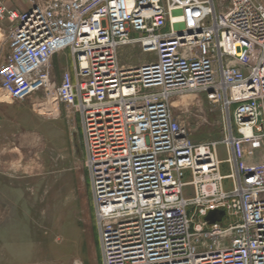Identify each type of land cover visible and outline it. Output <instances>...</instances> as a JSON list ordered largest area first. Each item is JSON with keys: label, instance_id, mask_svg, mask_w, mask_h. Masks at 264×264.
Listing matches in <instances>:
<instances>
[{"label": "built area", "instance_id": "obj_1", "mask_svg": "<svg viewBox=\"0 0 264 264\" xmlns=\"http://www.w3.org/2000/svg\"><path fill=\"white\" fill-rule=\"evenodd\" d=\"M26 5L0 0V90L18 101L44 90L78 113L101 264H264V165L237 152L264 138V0ZM130 45L156 60L122 65ZM188 93L221 103L222 140L192 141L172 109Z\"/></svg>", "mask_w": 264, "mask_h": 264}, {"label": "rangeland", "instance_id": "obj_2", "mask_svg": "<svg viewBox=\"0 0 264 264\" xmlns=\"http://www.w3.org/2000/svg\"><path fill=\"white\" fill-rule=\"evenodd\" d=\"M4 2L27 6L26 0ZM9 27L0 20V63L9 52ZM156 58L137 45L123 47L120 54L122 65ZM67 64L64 55L54 58L58 78ZM172 109L192 141L224 138L223 107L205 94L175 97ZM237 152L243 165L263 166L264 138L241 141ZM218 156L228 157L224 144H219ZM222 172H229L228 164ZM0 180L9 202L0 201V264H101L82 129L73 108L53 95L46 97L44 90L22 101L0 90ZM225 187L231 188L230 180Z\"/></svg>", "mask_w": 264, "mask_h": 264}, {"label": "water", "instance_id": "obj_3", "mask_svg": "<svg viewBox=\"0 0 264 264\" xmlns=\"http://www.w3.org/2000/svg\"><path fill=\"white\" fill-rule=\"evenodd\" d=\"M216 214H219L218 217H215ZM223 215V211H211L209 215L207 216V219L210 220V222H215L216 220H220L221 216Z\"/></svg>", "mask_w": 264, "mask_h": 264}, {"label": "crops", "instance_id": "obj_4", "mask_svg": "<svg viewBox=\"0 0 264 264\" xmlns=\"http://www.w3.org/2000/svg\"><path fill=\"white\" fill-rule=\"evenodd\" d=\"M17 8H21V7H17ZM25 8V7H24ZM22 9V8H21ZM2 181L0 180V185ZM3 185V184H2ZM4 186V185H3ZM5 187V186H4ZM4 187L0 186V201L1 202H5V203H9L8 199L5 198V194L7 193L8 190L4 189Z\"/></svg>", "mask_w": 264, "mask_h": 264}, {"label": "bare ground", "instance_id": "obj_5", "mask_svg": "<svg viewBox=\"0 0 264 264\" xmlns=\"http://www.w3.org/2000/svg\"><path fill=\"white\" fill-rule=\"evenodd\" d=\"M47 113V112H46ZM44 111H41L39 114L40 115H45L46 114Z\"/></svg>", "mask_w": 264, "mask_h": 264}]
</instances>
